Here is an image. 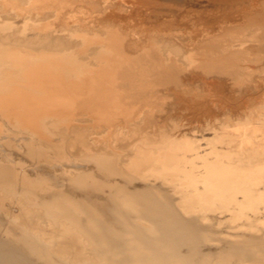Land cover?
Instances as JSON below:
<instances>
[{
	"label": "bare ground",
	"instance_id": "1",
	"mask_svg": "<svg viewBox=\"0 0 264 264\" xmlns=\"http://www.w3.org/2000/svg\"><path fill=\"white\" fill-rule=\"evenodd\" d=\"M258 5L246 13L236 30L218 31L221 34L211 38H207L208 33L201 39L187 41L188 37L182 50L154 38L150 46L133 44L129 47L133 51H129L124 35L112 29L103 37L76 35L80 40L73 47L62 41L54 45L47 35L4 34L2 29L8 32L13 28L4 22L0 26V120L30 136L25 151L39 163L52 162L51 158L54 164L68 162L73 157L71 150L76 149L77 158L83 150L89 151V135L103 128L106 133L112 128L119 132L135 123V136L142 132L140 125L148 121L142 118L144 113L140 116L135 110L136 102L150 115L158 101L185 94L184 85L190 82L184 78L192 68L191 75L200 69L207 78L227 75L230 80L244 82L240 79L250 75V67L243 63L261 61L253 54L256 42H264V0ZM65 6V0H0L1 16L26 14L24 28L34 32H43L47 24L36 26L29 15L45 21L62 15ZM77 113L92 124L85 127ZM121 116L124 123L118 121ZM260 123L250 131L242 129L245 133L238 140L245 157L241 163L238 158L236 162L225 161L229 151L213 145L209 154L202 155L199 146L192 148L172 140L163 134L165 130L158 141L143 133L145 137L136 145L133 142L130 158L135 180L137 176L145 182L136 188H131L134 178L124 174L126 169L119 170L117 148L112 145L116 151L111 152L108 139L101 142L103 147L97 153L83 157L96 164L99 174L89 170L72 175L67 180L69 189H62L57 177L48 172L32 179L12 167V161L0 163V227L6 214L11 217L10 225L2 226L7 228L0 237V264H264V232L262 236L247 232L249 235L237 238L233 235L234 240L225 239L213 221L206 224L207 215L202 216L203 212L224 211L232 205L245 211L264 204V121ZM246 127L252 125L247 123ZM248 145L252 147L247 149ZM147 171L154 174L153 182L147 180ZM115 176L121 177V182L112 181ZM101 193L107 195L105 200L98 198ZM9 203L21 207L17 215L9 212ZM1 214L5 215L1 218ZM40 221L47 222L48 228ZM82 238L86 247L80 242ZM212 243L218 244L214 250L206 247Z\"/></svg>",
	"mask_w": 264,
	"mask_h": 264
},
{
	"label": "rangeland",
	"instance_id": "2",
	"mask_svg": "<svg viewBox=\"0 0 264 264\" xmlns=\"http://www.w3.org/2000/svg\"><path fill=\"white\" fill-rule=\"evenodd\" d=\"M81 1L82 0H79V1L78 0L77 1L76 0H65L66 6L64 7V10H62V15H60L59 17L54 16V15L53 17L50 16L47 19H45V21H41L42 20L41 16L40 17L35 16V14L34 16L33 14H31L32 16L29 15L30 17H33V19L30 17L29 18L35 21L33 23H35L36 26H42L44 24H47V29L44 30L43 32L39 31L40 33L37 31L34 32L31 30H27V29L25 30L24 21H25V18L28 17V15L25 16L26 15L25 14L23 16L20 14L23 17H21L20 15L19 16L17 15V17L16 15L3 16L4 14L0 10L1 11L0 12V26H2L5 22L6 24L7 23L11 24V26L13 27L8 32L3 31V29L0 27V34H1V29H2V33L4 34L14 32L16 35L18 34L24 37L32 36L33 34H40L42 36L47 35L48 37H50V40L52 41L54 45L62 44V42H66V43H70V45L73 47L75 44H77V40H80L79 38H76L77 36H81L84 34L87 36L90 35V37L91 36L92 37L93 36L103 37L105 36L108 29H112L115 31L117 30V32H121V34L124 35L123 38H124V44L126 45V50H128L129 47L131 48L132 47L131 45L133 44H135L136 46H150L151 41L154 38L160 43L162 42L167 43L168 45L170 44V47L175 46L176 48L182 50V47L186 45V39L188 37L189 38L187 41L192 40L193 38L201 39L202 38L201 36L203 37L207 36V33H208L209 36H207V38H211V37H215V35L217 34L220 35L221 32L226 29L229 30L233 28L232 30H236V28L239 25H241V22L244 23L242 20L245 19L246 16L250 12L257 9V7L259 6L258 4L260 3L261 0H253V2L252 0H230V1L228 0V2L227 0L226 1L225 0H101V2L98 0H94L96 3L94 4L96 5L95 7L93 4H89V3H93L94 2L93 0H83L82 1L83 4L81 3ZM102 1H104L105 3ZM254 1H255V4H254ZM98 3H101V5ZM77 4L78 5L81 4V7H79ZM85 4H89L87 5L89 6V9L91 8L90 10H92L94 8V11L92 10L93 11L92 12L89 9L87 10L86 9L87 6H84ZM90 5H93V6H90ZM78 7L80 10L79 9L77 10ZM246 10L248 12H246ZM244 13L245 14L248 13V14L245 15ZM1 14L3 15L1 16ZM218 31H221V32L219 33ZM211 33H212V36H211ZM178 36L179 38H177ZM172 37H175V39ZM130 48H129V51H133ZM255 51L256 53H254L253 55L258 56V58H260L261 61L256 64H252L251 61L243 63L250 67L248 72L250 73L251 76L249 75L247 77L241 78L240 81L242 79H245V80H242L244 82L241 81L242 82L241 84L239 83V80H235V81L233 79L230 80L231 77L227 75H224L225 76L224 78L223 76L219 77V75L216 76L215 74H213L212 76H208L207 78L206 73L200 72L202 71L200 69L196 70L198 71L195 74L198 76L197 78V76H195L194 74L191 75V72L192 71L194 72L195 70V69L193 70L192 68V70L190 69L191 72L189 71L190 74L188 73L190 75V76L188 75L189 79H188V76L184 78V81H188L190 83L183 82L184 84L187 83L186 85L183 84L184 86H186V93H185L186 95L185 94L170 95L164 101L162 100L160 102L158 101L159 109L157 107L155 110L154 109L151 110L150 115H149V112L148 113L145 112V109L143 108L142 105L136 102L135 110L137 111V113L139 112L140 116H142L144 113L145 116H142V118L147 117L146 119L148 120L146 121L145 124L142 123V125H140L142 128L141 129L142 132L139 131L136 133L138 137L136 135L134 136L135 133H133L135 130L133 125H135V123H132V126L127 125L128 128L127 126L126 128L123 126L122 128L123 130H120L119 132L115 128H112L115 131L110 129L109 131L111 132L109 133V131H107L106 133V129L103 128L100 130L102 133L100 131H96L94 132V134H90L91 136L89 135L87 141H88V144L91 143L92 145V146L89 145L90 146L89 151L88 150L85 151L86 150L85 149L82 151L84 154L80 153V155H78L77 158H75L77 154V149L76 151L71 150V154L73 157L70 158L68 162L62 161L61 162L62 164H60L59 162L57 164H54L53 158H51L52 162L50 161L48 163H44L40 161V163L42 164H40L38 160L34 159L37 161L36 163V161H34L32 157L27 156L29 155L28 151H25V150H28L27 141L30 140L29 139L30 136L27 135L26 133H23L20 130L18 131L15 127L13 128V126H11V124H9L8 122L4 120L2 121L0 120V124L2 125L1 129L4 128L2 130L3 131L5 130L4 132L3 131L0 132L2 134L0 136L1 137L0 143L1 141H6L7 143L6 144L5 142H2L1 143L2 146L0 144V156H1L0 163L8 162L7 164H10V162L12 161L11 165L12 163L13 165L15 164L14 166L12 165V167L17 169L19 173L24 171V175L27 174L26 176L27 177L31 176L32 179H35L38 176H41L42 174H46L45 172H48L50 173V175L54 176V178L57 177L56 178L57 183L58 185H60L61 188L63 186L62 189H69L70 186H68L69 182L67 180L68 178H72V175L75 176V174L81 173L82 171L84 172V171H89V170L95 172V174H99L96 171L97 170L96 164L91 161H87V159H84V158L86 154H90V152H91V155H93L97 153V151L101 150V148L103 147L101 142L108 139V141L113 143V144L111 143L110 145V151L112 150L111 152L115 153L116 151L115 148H117L118 153L116 151V154H119L121 155L120 157H123V158H120L118 155V158H119L118 167L119 168L121 167L119 170L123 171L124 169L126 170L129 169L128 170L129 172L126 170L123 171L124 174L128 173L127 176H132L134 178L133 175H135L136 172L133 171L135 169L131 167V159L133 158L132 156L134 154L133 153L134 143L136 145L138 140L142 139L141 137H145L146 134L152 137L154 140L158 141L157 139L158 138L160 139V136L158 135L162 134L163 130H165L163 131V134L167 133V135L172 140H175L183 145L185 144L190 145V147L192 148L199 146L198 148H201L200 152L203 153L202 155H206V153L209 154L210 152L208 153V151L212 149L211 147L213 145V147L215 148L216 146L219 147L220 150H224V151L226 150V152L229 151L228 152L229 156L225 159V161L233 162L234 160L236 162V159L238 158L237 161L241 163L243 162L242 160L245 157V155L243 154L244 152L242 151H245V149L240 148V145H239L240 141L238 139H240V136H242V134L246 132L245 130L248 129L250 131L251 128L259 126L261 124L260 121L262 120L264 121V117L260 113L262 112L261 109L262 108L264 109V42H260V41L256 42ZM246 56L248 57V55ZM251 58L252 57H248V59H251ZM191 76L196 78L195 80L192 79V82L190 78H193V77ZM249 77H252V78L250 79ZM189 84L192 86L191 87L188 86ZM257 113H259V115ZM147 114L148 116H146ZM151 114L153 115L151 116ZM80 115L81 114H79L77 117H79L81 121L84 119V122L82 121L83 125L85 124L84 125L85 127H89L92 124L91 122H87L89 118H85L86 116L83 117V115L80 117ZM260 115L262 117L261 119H259L260 117H258ZM149 116H151L150 117L151 119L149 118ZM121 117H119L118 121L120 123L121 122L124 123L123 121H121L124 117L123 116ZM247 123L248 124L250 123V126L252 125V127L250 128L246 127ZM144 127H146V129ZM159 128H162V129L159 130ZM148 129H149V132H148ZM242 129H244L245 132L242 131ZM6 132H7V135H6ZM140 132L141 134H139ZM143 133L144 134L146 133V134L144 135ZM152 134L155 136H151ZM21 136H23L22 139H21ZM130 137H131V140H130ZM119 138H121L120 140L122 141H120ZM24 140L26 143L24 142ZM262 140L264 141V139L261 137V141ZM10 141H12L14 145ZM15 141L16 142L18 141V143H16ZM258 141L261 142L260 138H258ZM95 142L97 145L95 144ZM3 143L5 144L3 145ZM24 144L27 146L26 148ZM8 145L12 148H10ZM94 145H95V149H93ZM120 146L121 148H123V151L125 150V148H127V151L125 150L123 153ZM237 147H239L241 151ZM245 147L247 149H250L252 145L250 146L248 145ZM4 152H5V155H4ZM189 153L191 155V153L193 152H189ZM5 156L8 158H6ZM50 156L53 157L52 155ZM3 157L5 158V160ZM29 158L32 160H30ZM33 161L34 163H32ZM69 162H71V164H69ZM120 162L122 166H120ZM37 172L39 173V175ZM149 172L150 171H147V174L145 172L146 177L147 178L149 177L148 179L147 178L146 179L151 180V182H153L155 180V177L153 176L154 174H152L151 172L149 173ZM63 175H65V177ZM135 177H136V180L134 178L133 184L130 185L131 188L142 186L145 183L144 180L142 181L137 176ZM120 179L121 177L119 178V176L118 177L115 176L111 178L112 181L114 182L116 181L117 183H119V181L121 182ZM99 195H98V198L100 199L104 198L102 200H105L107 198L106 197L107 195H105V193H101ZM9 204L7 205L8 206L7 209L9 210V212L12 213V215L13 214L17 215L19 211L21 210V207L19 208L18 204L16 203H14L16 204V206L12 203H9ZM259 204L257 206L258 209L256 208L254 210L246 209L245 211L244 210L242 211L239 209L240 210L239 211L238 210L239 207L237 205L236 206L232 205V207L228 206L227 207L228 209L224 211L216 210L215 212H207V213L203 212L202 216L204 217V214L207 215L206 217L208 218V221H206L207 218L204 217L205 223L210 224L213 221L211 224L216 226L215 229L218 230V232L221 231L219 233L221 236L223 235L225 239L231 240L234 237L233 235H235V238H237L241 236V234L247 235L248 233L252 235L254 233V235H256V232H257V236L259 235L262 236L264 232V204L263 203H259ZM229 207H231V209ZM4 215L5 214H1V218ZM6 215H5L6 218L4 217L2 218V223L5 222L4 224H2L3 227L7 226V224L10 225V223L8 222L11 220L10 219L11 217H9L8 215L7 217ZM9 215L11 216V214ZM209 218H213V220L210 219L209 221ZM39 224L42 225L46 229L48 228L47 227L48 223L45 221H40ZM250 224L252 226H255V228L251 227ZM2 226L0 227L1 230L4 229V228L2 229ZM218 226H221V227H218ZM49 228H51L50 225H49ZM252 228H254L255 230H252ZM5 229L3 230L4 233L2 231H1L2 233L0 232L1 233L0 237L5 236ZM235 238H233V240ZM82 239L80 240V242L82 243V245L86 247L88 244H86L87 242L84 239L83 240ZM84 242L86 243L84 244ZM215 244L217 243H212L211 246L208 245L206 247L208 249L211 248L212 250H214L218 246V244L217 245Z\"/></svg>",
	"mask_w": 264,
	"mask_h": 264
}]
</instances>
